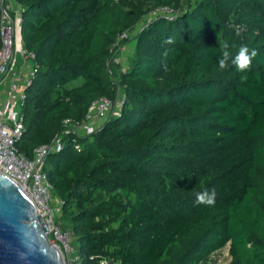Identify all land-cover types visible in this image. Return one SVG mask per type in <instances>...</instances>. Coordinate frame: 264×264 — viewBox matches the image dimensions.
Segmentation results:
<instances>
[{"label":"trees","instance_id":"16d2710c","mask_svg":"<svg viewBox=\"0 0 264 264\" xmlns=\"http://www.w3.org/2000/svg\"><path fill=\"white\" fill-rule=\"evenodd\" d=\"M191 1L14 0L35 67L18 154L121 92L116 115L44 162L78 264H213L226 245L229 264H264V0ZM160 8L117 71V37ZM242 45L256 52L244 72L231 64ZM213 189L214 205L196 202Z\"/></svg>","mask_w":264,"mask_h":264},{"label":"built area","instance_id":"2783aa9c","mask_svg":"<svg viewBox=\"0 0 264 264\" xmlns=\"http://www.w3.org/2000/svg\"><path fill=\"white\" fill-rule=\"evenodd\" d=\"M155 11V17L169 13L165 8ZM19 24V6L14 0H0V87L6 86L5 97L0 101V174L25 191L26 197L37 211L46 231L44 237L49 244L59 248L63 264H78L69 234L60 230L54 223V218L59 213L60 202L51 195V186L47 181L43 166L49 153L58 152L61 149V137L69 134L77 137L90 135L113 116V108L118 96L114 102L106 98L93 100L80 122L64 120L60 135H56L48 145L34 149L30 159L18 154L14 143L19 139L23 130L20 115L25 98L23 89L35 73L33 57L22 47ZM126 38L128 34L124 32L117 37V42ZM28 61L32 65L22 76L19 74V66ZM18 88L21 89L18 90ZM121 102L122 100L119 102L120 105ZM229 263L228 259L226 264ZM99 264L105 263L100 262Z\"/></svg>","mask_w":264,"mask_h":264},{"label":"water","instance_id":"95a60500","mask_svg":"<svg viewBox=\"0 0 264 264\" xmlns=\"http://www.w3.org/2000/svg\"><path fill=\"white\" fill-rule=\"evenodd\" d=\"M25 191L0 174V264H63Z\"/></svg>","mask_w":264,"mask_h":264},{"label":"rangeland","instance_id":"374dc122","mask_svg":"<svg viewBox=\"0 0 264 264\" xmlns=\"http://www.w3.org/2000/svg\"><path fill=\"white\" fill-rule=\"evenodd\" d=\"M195 1L196 0H192L191 3L194 4ZM155 15H156V11L154 10L153 12H150L147 15L143 16L134 25L131 33L129 34L127 41L122 46H120L119 49L114 51V53L112 54V62H113V64H115L117 71H119V72L124 71L128 67L129 59L132 56V50H133V45H134V43L131 41V36H133L135 33H137L141 29L143 23L152 20L155 17ZM16 39H17V37H16ZM29 67H30V63H28L27 65L24 63L22 65V67L20 68L21 74H23V75H24V73L26 74V71L29 69ZM81 82H82L81 79L75 80L72 83H70L68 85V87L77 86V85L81 84ZM19 89H21V88H18V90ZM118 93L120 96L117 97V100L114 104V108H113V114L114 115H116L118 113L119 107H120L119 102L121 100V92H118ZM227 248H228V245H226L225 247H223L222 249L217 251L214 255H212L211 256V262H213V264H226L228 262V259H229L228 255H227Z\"/></svg>","mask_w":264,"mask_h":264},{"label":"clouds","instance_id":"9594fccd","mask_svg":"<svg viewBox=\"0 0 264 264\" xmlns=\"http://www.w3.org/2000/svg\"><path fill=\"white\" fill-rule=\"evenodd\" d=\"M166 43H172L171 38L167 39L165 41ZM225 48H227V45H225ZM256 55L255 50H252L251 53H249V49L247 46H241L237 52V54L231 58V64L234 65L238 71L244 72L246 69L249 68L251 64L252 58ZM218 64L220 69H226L229 66V53L228 51H224L222 53L221 58L218 60ZM246 77H242L244 79ZM215 198H216V192L215 190H204L202 192H199L196 194V202L198 204H205L208 206H212L215 204Z\"/></svg>","mask_w":264,"mask_h":264},{"label":"crops","instance_id":"0c3cea01","mask_svg":"<svg viewBox=\"0 0 264 264\" xmlns=\"http://www.w3.org/2000/svg\"><path fill=\"white\" fill-rule=\"evenodd\" d=\"M28 63H30V66L32 65V63H31L30 61L25 62L26 65H27ZM23 64H24V63H23ZM23 64H22V65H23ZM22 65L19 66V68H21ZM20 70H21V69H20ZM19 74H20V75H23V74H21V71L19 72ZM79 85H80V84H79ZM77 86H78V85H77ZM72 87H75V86H72ZM5 89H6V86H1V87H0V101H1L2 99H4V97H5ZM118 96H120L119 93H118Z\"/></svg>","mask_w":264,"mask_h":264}]
</instances>
